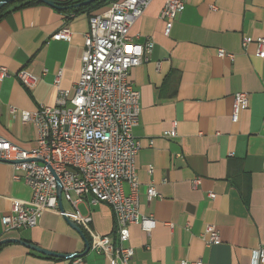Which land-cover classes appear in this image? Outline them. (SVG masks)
<instances>
[{"label":"crops","instance_id":"0c3cea01","mask_svg":"<svg viewBox=\"0 0 264 264\" xmlns=\"http://www.w3.org/2000/svg\"><path fill=\"white\" fill-rule=\"evenodd\" d=\"M166 1L154 0L129 33L138 44L154 43L149 61L132 69L129 80L141 94L134 130L141 145L136 159L140 212L157 227L148 236L131 226L126 246L135 251L133 264H252L254 251L264 244V59L256 55V41L264 39V0H187L169 36L160 18ZM110 6L74 15L29 0L10 5L0 17V67L9 71L4 78L0 73V138L27 150L35 147L38 131L22 122L21 112L55 107L58 75L60 88L74 92L90 18ZM65 25L71 39H55ZM245 39L252 40L247 47ZM219 50L234 59L220 57ZM23 69L40 78L32 90L15 77ZM241 92L250 95L249 107L234 123V99ZM14 175L12 165L0 161V242L19 241L0 246V264H70L23 243L81 255L82 264H110L91 249L86 253L89 235L81 229L85 241L56 213L46 212L34 228L6 232L2 219L10 215L13 201L32 199L31 189ZM195 179L201 180L197 187ZM150 186L160 195L152 201ZM62 207L73 211L67 203ZM78 209L92 218L95 232L116 241L108 205L86 200ZM209 226L220 231L219 245L204 241Z\"/></svg>","mask_w":264,"mask_h":264},{"label":"built area","instance_id":"2783aa9c","mask_svg":"<svg viewBox=\"0 0 264 264\" xmlns=\"http://www.w3.org/2000/svg\"><path fill=\"white\" fill-rule=\"evenodd\" d=\"M153 1L121 0L90 18L81 77L74 92L60 88L58 75L55 107L41 106L34 112H21L22 122L35 126L38 131L35 147L27 150L0 138V161L11 164L14 179L23 180L32 191L29 202L13 201L10 215L2 219L6 232L34 228L46 212L56 213L87 233L90 249L107 257L110 264H133L135 251L126 246L131 239L130 227L138 225L148 236L156 229L157 222L140 212L141 184L136 159L141 145L134 130L140 123L141 94L129 80L131 70L149 61L154 48L152 40L138 44L129 35ZM186 4L187 0L166 1L160 18L166 23L167 36ZM71 37L72 31L67 25L54 35L55 39L64 41ZM251 42L245 39L243 46ZM256 42V55L264 59V39ZM218 55L234 59L223 50ZM0 73L2 78L9 75L5 67H0ZM15 77L29 90L40 81L27 69L17 72ZM249 102L248 93L235 95L234 123L249 107ZM200 182L195 179L193 185L197 187ZM159 197L156 188L150 186L149 200ZM210 197L214 199L216 195L211 193ZM86 200L91 205L106 204L112 209L116 241L91 228L92 218L82 215L78 209ZM61 203L69 204L73 211L64 210ZM203 239L207 246L219 245L220 231L209 226ZM69 260L70 264L83 263L81 257L74 255ZM180 264L204 263L183 261ZM252 264H264V244L254 251Z\"/></svg>","mask_w":264,"mask_h":264},{"label":"water","instance_id":"95a60500","mask_svg":"<svg viewBox=\"0 0 264 264\" xmlns=\"http://www.w3.org/2000/svg\"><path fill=\"white\" fill-rule=\"evenodd\" d=\"M17 1H21V0H2L0 1V11L2 8H4L5 6L9 5V4H12L14 2H17ZM37 1L38 3H42V4H45V5H48L52 8H55V9H58V10H72V9H76L78 7H82V6H88L90 4H93L99 0H86V1H83V2H80L78 4H76L75 6L73 7H63L61 6V3L57 2V1H54V0H35ZM75 1V0H74ZM62 205V203H61ZM68 220V219H67ZM69 224L71 225V227H73L76 231H78L82 237L85 239L86 241V238H85V235L83 233V231L81 230V228L76 225L75 223L69 221ZM10 242H19V241H15V240H7V241H3V242H0V246L4 245V244H7V243H10ZM24 245H26L27 247H29L30 249L36 251V252H39L43 255H46V256H49V257H54V258H61V259H70L73 255H59V254H56V253H53V252H50V251H46V250H43L41 248H38L34 245H30V244H27V243H23ZM86 247H87V250H86V253H88L90 251V244L88 241H86ZM76 257H81V255H74Z\"/></svg>","mask_w":264,"mask_h":264},{"label":"trees","instance_id":"16d2710c","mask_svg":"<svg viewBox=\"0 0 264 264\" xmlns=\"http://www.w3.org/2000/svg\"><path fill=\"white\" fill-rule=\"evenodd\" d=\"M2 1V0H0ZM118 1H121V0H99L93 4H90L88 6H82V7H78L76 9H72L71 11L69 9L67 10H63L65 12H71L73 13L74 15H78L79 13H91L93 12L94 10L102 7V6H105V5H109V4H113L115 2H118ZM79 2H76L74 0H71L69 2H66V3H61V6L63 7H73L75 6L76 4H78ZM29 4H38L37 1L35 0H29ZM11 4L5 6L4 8L1 9L0 11V17L7 11V9L10 7Z\"/></svg>","mask_w":264,"mask_h":264}]
</instances>
